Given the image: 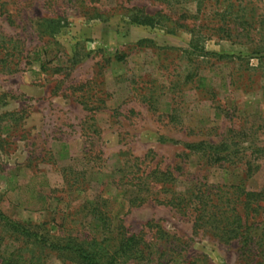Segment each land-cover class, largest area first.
Segmentation results:
<instances>
[{
  "label": "rangeland",
  "instance_id": "obj_1",
  "mask_svg": "<svg viewBox=\"0 0 264 264\" xmlns=\"http://www.w3.org/2000/svg\"><path fill=\"white\" fill-rule=\"evenodd\" d=\"M173 1L0 0V33L13 40L7 65L14 69L0 71L6 217L49 235L97 238L75 210L102 195L114 228L170 251L162 264H245L237 241L194 231L190 212L153 202L129 207L119 183L126 165L152 152L150 169L182 168L177 188L200 179L252 192L264 184V0H227L244 20L232 15L219 35L206 0ZM136 9L167 19L138 26L128 19ZM56 20L65 26L49 34L47 22ZM199 143L234 154L233 165H205L189 153ZM246 163L255 169L251 178ZM78 175L86 191H69L64 180ZM261 206L249 220L256 233L264 231Z\"/></svg>",
  "mask_w": 264,
  "mask_h": 264
},
{
  "label": "trees",
  "instance_id": "obj_2",
  "mask_svg": "<svg viewBox=\"0 0 264 264\" xmlns=\"http://www.w3.org/2000/svg\"><path fill=\"white\" fill-rule=\"evenodd\" d=\"M199 1L203 4L205 0H174L172 4ZM207 2L214 6L210 23H217L218 35L220 32H226L225 26L229 25L232 15L239 21L244 20L243 16H238L240 11L232 9V4L225 6L227 0H206ZM128 19L130 23L138 26L154 27L167 18L159 14L148 16L136 9ZM61 21L63 20L49 21L45 29L49 34H54L65 26ZM195 29L197 28L193 27L188 30L193 33ZM11 45L13 40L6 39L0 33L2 72H14V69L7 65ZM198 87H204L203 78H199ZM9 116L12 117L10 114ZM188 148L194 150L189 151L190 154L199 155V159L204 160L207 166L233 165L231 159L234 154L222 155V151H211L213 146L199 143L188 145ZM153 156V153L149 152L144 158H134L129 166L126 165L127 174L119 183L125 187V190L122 188L125 195L129 193L126 197L129 207L153 202L183 214L190 212L194 231L207 232L225 244L237 241L246 260L245 264H264V231L256 233L255 223L249 222L256 216L257 210L262 208L261 205H264V184L259 191L252 192L244 190L240 185H208L200 179L191 181L186 187L177 188L174 181L178 179V175L176 176L175 172L179 173L182 168L162 171L155 166L150 169L145 162ZM245 166L246 177L251 178L255 169L250 163ZM66 171L62 169L64 174ZM84 180V176L78 175L68 181L65 179L64 182L69 191L78 192L86 191ZM127 189L131 193L126 192ZM76 212L97 228V238L72 235L68 230H65L66 234L63 236L49 235L38 227L14 221L0 211V264H46L50 257L60 260V264H162V258L170 253L167 250L154 251L151 243H147L141 235L129 234L121 224L114 228L110 215L111 201L102 195L85 200ZM103 243L107 245L100 249ZM156 255H159L157 259Z\"/></svg>",
  "mask_w": 264,
  "mask_h": 264
}]
</instances>
